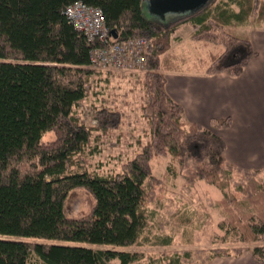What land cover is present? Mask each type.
<instances>
[{
    "label": "trees",
    "instance_id": "16d2710c",
    "mask_svg": "<svg viewBox=\"0 0 264 264\" xmlns=\"http://www.w3.org/2000/svg\"><path fill=\"white\" fill-rule=\"evenodd\" d=\"M74 2L100 10L109 44L147 42L142 114L150 126L149 139L113 175L84 168L83 155L93 132L102 135L117 129L121 114L97 109L93 125L87 126L74 110L97 69L92 63L95 50L107 48L98 37L76 30L65 16V8ZM141 3L0 0V264H143L142 255L126 249L138 245L148 230L145 203L153 198L155 181L150 161L158 155L174 162L178 158L188 167L184 177L190 176L189 181L205 180L222 192L217 202L223 214L218 222L220 241L239 238L254 244L231 252L215 249L208 264L246 252L256 261L264 259V169L225 160L224 140L213 130L230 128V117L212 118L209 127L183 120L182 106L166 91L164 74L169 68L161 58L170 49L174 30L189 23L192 40L223 48L210 54L204 73L239 76L255 52L245 35L227 28L249 20L264 22V0H212L167 27L146 20ZM103 70L113 71H99ZM49 132L54 139L44 143L42 136ZM170 170L174 175L169 165L167 173ZM76 188L85 189L94 200L90 213L80 218L68 216L64 207L68 192ZM155 239L161 245L168 241ZM186 256H165L147 264H181Z\"/></svg>",
    "mask_w": 264,
    "mask_h": 264
},
{
    "label": "rangeland",
    "instance_id": "374dc122",
    "mask_svg": "<svg viewBox=\"0 0 264 264\" xmlns=\"http://www.w3.org/2000/svg\"><path fill=\"white\" fill-rule=\"evenodd\" d=\"M256 23L250 20L245 25L254 28ZM193 31L189 23L180 24L174 30L170 49L161 56L163 66H167L168 71H205L210 54L223 50L209 43L195 42L190 38ZM227 31L245 34L233 27L227 28ZM99 70H93L86 86V96L74 110L87 126L93 125V115L97 109L110 108L121 114V125L117 129L102 135L93 132L83 155L86 170L108 176L120 172L122 165L141 151L149 139L150 126L142 114V107L146 103L142 87L143 70ZM52 139L53 132L42 136L44 143ZM174 160L168 155L151 159V173L155 181L153 198L145 203V208L150 212L148 230L138 245L126 250L142 255L140 263L143 264L182 253L187 256L181 258V264H208L207 258L215 249L231 252L234 247L254 245L241 242L239 238L220 241L222 231L218 229V222L223 214L217 202L221 200L222 192L205 180L189 181L190 176L184 177L189 175L188 167L182 165L178 158ZM169 165L174 168V175L171 170L167 173ZM93 205L92 196L85 189L76 188L68 192L64 207L68 216L80 218L88 215ZM162 237L168 238L167 243L163 241L165 245L155 239ZM215 259L218 257L209 264ZM162 262H166L165 259Z\"/></svg>",
    "mask_w": 264,
    "mask_h": 264
},
{
    "label": "crops",
    "instance_id": "0c3cea01",
    "mask_svg": "<svg viewBox=\"0 0 264 264\" xmlns=\"http://www.w3.org/2000/svg\"><path fill=\"white\" fill-rule=\"evenodd\" d=\"M245 24L232 27L245 32L255 55L239 76L166 71L165 88L182 106L185 122L209 127L212 118L230 117V128L212 129L225 142V160L246 169H264V22L254 28ZM211 264H264V259L256 261L246 252Z\"/></svg>",
    "mask_w": 264,
    "mask_h": 264
},
{
    "label": "built area",
    "instance_id": "2783aa9c",
    "mask_svg": "<svg viewBox=\"0 0 264 264\" xmlns=\"http://www.w3.org/2000/svg\"><path fill=\"white\" fill-rule=\"evenodd\" d=\"M69 6L65 9L67 15L76 18L77 24H83L84 27L82 28H78L76 24L75 29L83 32L84 35L92 32L95 22L99 23L103 20L101 12L94 7L86 6L81 2H74ZM132 45H136L141 51H136ZM146 49L147 42L145 39L127 40L120 43L114 42L108 45L109 56L107 58L103 61L100 59L92 63L99 69H102L103 66H108L109 69L143 70L142 62Z\"/></svg>",
    "mask_w": 264,
    "mask_h": 264
},
{
    "label": "water",
    "instance_id": "95a60500",
    "mask_svg": "<svg viewBox=\"0 0 264 264\" xmlns=\"http://www.w3.org/2000/svg\"><path fill=\"white\" fill-rule=\"evenodd\" d=\"M212 0H142L141 12L146 20L163 23L178 20L195 14ZM168 16H173L167 20ZM117 38L114 30L110 31Z\"/></svg>",
    "mask_w": 264,
    "mask_h": 264
},
{
    "label": "bare ground",
    "instance_id": "6f19581e",
    "mask_svg": "<svg viewBox=\"0 0 264 264\" xmlns=\"http://www.w3.org/2000/svg\"><path fill=\"white\" fill-rule=\"evenodd\" d=\"M68 7V6H67ZM66 7V8H67ZM70 7V6H69ZM65 8V9H66ZM96 9V8H95ZM100 11V10H99ZM65 16L73 23L74 26H76L77 24V19L72 17V16H68L67 13H66V10H65ZM78 28H82L84 27L83 24L81 23H78L77 24ZM107 34V31L106 29L104 28V25H103V20L101 22H95L94 26H93V30L91 33L89 34H86L87 37L89 38H93V37H98L101 41L103 42H106L107 43V48L105 49H101V50H95V53H94V56L92 58V61H97V60H100L102 59V61L107 58L109 56V53H108V45H111L109 44L110 42V38H109V35H105ZM110 33V32H109ZM111 35V34H110ZM133 48L136 50V51H141V49L139 47H137L136 45H132ZM144 63V61L142 62V64ZM95 66V65H94ZM102 69H109L108 66H103Z\"/></svg>",
    "mask_w": 264,
    "mask_h": 264
},
{
    "label": "flooded vegetation",
    "instance_id": "af4514ba",
    "mask_svg": "<svg viewBox=\"0 0 264 264\" xmlns=\"http://www.w3.org/2000/svg\"><path fill=\"white\" fill-rule=\"evenodd\" d=\"M172 17H173V16H168L167 19L169 20V19H171Z\"/></svg>",
    "mask_w": 264,
    "mask_h": 264
}]
</instances>
